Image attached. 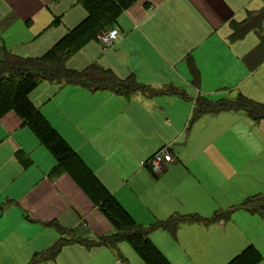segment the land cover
I'll return each mask as SVG.
<instances>
[{
  "label": "crops",
  "instance_id": "1",
  "mask_svg": "<svg viewBox=\"0 0 264 264\" xmlns=\"http://www.w3.org/2000/svg\"><path fill=\"white\" fill-rule=\"evenodd\" d=\"M262 8L264 0H137L117 16L114 26L121 36L114 47L100 54L87 48L88 59L90 64L119 78L133 77L147 89L159 92L157 95L145 90L126 97L108 89L92 91L44 81L50 86L42 96L48 95L38 101L31 99L36 88L30 99L132 214L135 211L130 206L141 200L162 217L195 213L211 220L216 212L212 194L217 185L213 179L207 183L199 179L206 174L200 162L205 160L217 174L227 178L242 174L249 181L252 171L245 158L250 160L253 154L244 138L251 127L264 138V119L256 122L242 111L207 114L226 117L230 138L218 136L208 142L207 135L202 143L205 147L211 145L213 154H193L192 161L185 159L184 154L173 155L174 161L166 172L186 163L195 184L186 186L175 181L171 190L160 187L155 194L151 190L145 192L143 183H160V178L155 179L154 174L138 165L141 161L142 166L154 153H117L129 143L133 133L136 139L146 135V143L158 135V146L172 145L185 137L188 120L174 131L180 111H171L177 98L170 95L191 94L196 87L199 94L212 99L234 97L230 96L234 89L202 92L194 78L203 79L208 72L225 70L244 92L264 96V74H258L264 66V20L262 26L241 38L230 39L234 21L248 18L249 13L255 15ZM86 16L87 11L78 0H0V58L8 51L40 56ZM100 32L93 39L99 43ZM210 81L202 80V84ZM198 95L188 98L192 101L189 118ZM180 98L181 95L179 101ZM145 109L155 116L148 131L140 129L139 123ZM160 122L163 130L157 129ZM18 151L30 157L27 167L19 160ZM56 164L55 155L17 113L11 111L0 118V264H30L35 257L38 264H94L97 259H92L94 248L81 244L65 246L55 260L45 259L47 250L68 232L82 231L84 236L96 238L112 231L103 213L69 173L54 174ZM57 223L65 233L59 231ZM243 242L241 251L248 245L256 246L248 240ZM236 252L230 260L240 251ZM221 256L226 258L224 252ZM126 263L121 257L116 262Z\"/></svg>",
  "mask_w": 264,
  "mask_h": 264
},
{
  "label": "trees",
  "instance_id": "2",
  "mask_svg": "<svg viewBox=\"0 0 264 264\" xmlns=\"http://www.w3.org/2000/svg\"><path fill=\"white\" fill-rule=\"evenodd\" d=\"M86 9L87 16L77 26L63 35L51 48L40 56H22L6 52L0 58V118L14 111L28 125L56 157L54 174L67 172L90 196L94 206L98 208L112 226V231L102 236L91 238L71 231L70 236H61L46 252L45 259L55 260L65 246L81 244L87 248L108 247L117 252L118 244L129 242L146 264H172L150 238V229L139 224L123 207L114 194L109 191L98 177L88 168L79 154L55 129L45 115L30 99V94L44 81L58 84L82 86L92 91L111 90L129 97L136 91L147 90L151 95L159 92L139 83L133 77L119 78L113 72L90 64L85 69L77 70L67 65L68 60L89 41L93 40L101 30L115 28L117 16L137 0H78ZM264 8L255 15L248 14L242 21H234L231 41L241 38L249 30L262 26ZM198 77L194 82L198 83ZM181 96H184L180 94ZM224 111H242L254 121L264 119V102H258L239 92L235 97L212 99L199 94L194 99L191 122L205 114H219ZM24 166L31 162L29 156L17 152ZM157 176V175H156ZM251 213L264 215V194H256L246 198L239 207ZM229 212L216 211L211 220L198 214L171 215L166 221L157 223L160 227L177 233L183 223L195 224L214 222L230 217ZM51 223H55L54 221ZM63 234L65 230L56 224ZM262 253L256 246L248 245L238 255L225 264H258ZM36 257L30 264H38Z\"/></svg>",
  "mask_w": 264,
  "mask_h": 264
},
{
  "label": "rangeland",
  "instance_id": "3",
  "mask_svg": "<svg viewBox=\"0 0 264 264\" xmlns=\"http://www.w3.org/2000/svg\"><path fill=\"white\" fill-rule=\"evenodd\" d=\"M112 46L114 47V45L105 47L97 40L89 41L82 49L72 55L67 65L77 70L85 69L90 64L87 48H92L95 53L100 54L107 50L110 51L113 48ZM258 71V74H264V66ZM212 75L215 76L213 77ZM207 79H211V81L209 84L205 83L204 86L202 80L206 81ZM196 85L202 92L207 94L216 93L219 89H234V91L230 92V96L235 97L237 93L241 92L258 102H264V96H254V94L251 96L244 92L241 84L235 79H232L229 72H225V70L208 72L203 79L201 78L198 80ZM48 86H50L48 82L40 83L38 87H36L37 90L31 95V99L37 98L36 101H38V99L45 98L48 94L45 96H42V94L47 92ZM206 89H209L210 92H206ZM186 93V95L181 96V101H179V94L170 95L172 98H177V102L172 105L171 111L173 113L180 111L178 116L179 124L174 131L176 132L178 128H181V125L183 126L182 123L185 124L188 120L186 127L184 125L186 128V135L184 138L176 139L172 145L163 143L158 146V135L146 143V135H139L136 139L133 133L129 135V143L125 146L123 145L117 154H153L167 146L170 148L173 155L178 156V154H184L185 159L188 161L193 160L191 157L193 154H213V147L209 144H207L206 147L203 146V139L206 138L207 135H210L208 142H213L218 136H224L226 139L230 138L227 131L229 123L224 120L226 117L221 114L217 116L206 114L191 122V116L189 118V115L192 101L189 102L188 98L198 95L199 90L195 87L194 93ZM154 119L155 116L149 115L148 111L145 109L143 120L141 117L139 121V123H141L140 129L145 131L150 130L151 124L154 123ZM158 128L163 130L161 122L159 125L157 124V129ZM174 131L171 135L174 134ZM188 133L189 137L187 136ZM188 138L189 141L187 140ZM244 141L249 144L251 148L250 153L253 154L250 160L249 157L245 158V161H247L252 171V176L249 181H247L246 177L242 174H235L232 178H227L225 175L217 174L216 170L210 167L205 160L200 162V165L206 170V174L199 176V179L203 183H207V180L210 182V180L213 179L217 185V187L213 189L212 194L215 199V211L229 212L234 210L231 212L229 218L214 222L195 223L192 225L182 224L178 232L173 234L170 230L164 229L157 224L159 221L168 220L169 216L162 217L159 214H155L146 207L141 200H136L133 205L130 206L131 209L135 211V214H132L125 206V209L131 213L139 224L148 229L151 228L150 237L152 241L164 252L162 253L165 254L173 264H225L226 261L228 262L230 260L233 251L241 252L242 248L240 245H244L243 240H248L256 245L263 254V259L258 264H264V215L251 213L239 208L242 202L249 196L264 194V138L260 132L255 131L254 127H251L248 134L245 135ZM152 149L155 151L152 152ZM138 165L140 168L147 170L153 175L150 169L141 166V161L138 162ZM192 167L194 168L195 166L192 165ZM188 172V165L183 163L181 167H176L171 170V172H164L161 177L153 175L155 179L160 178V183L151 185H148L149 182L143 183L145 192L146 190H151V194H155L160 187L171 190L172 184L175 181L186 186L193 185L195 184V180ZM164 176H167L165 180L162 178ZM140 201L143 204H141ZM79 232H81V234L78 233L79 236L83 235L82 231ZM67 236L70 235L68 234ZM93 248L94 253L92 259L97 257V259L93 260L94 264H116L120 257L127 262L126 264H146L127 241H122L118 244L117 252L108 247L100 246ZM223 252L226 254V258H222L221 255Z\"/></svg>",
  "mask_w": 264,
  "mask_h": 264
},
{
  "label": "built area",
  "instance_id": "4",
  "mask_svg": "<svg viewBox=\"0 0 264 264\" xmlns=\"http://www.w3.org/2000/svg\"><path fill=\"white\" fill-rule=\"evenodd\" d=\"M121 33L117 28L106 29L100 32L98 35L99 41L105 47L114 45L117 39H119ZM174 161V156L170 151V148L164 147L154 153L150 158L142 162L143 167H148L150 171L157 176L166 172L168 166Z\"/></svg>",
  "mask_w": 264,
  "mask_h": 264
}]
</instances>
